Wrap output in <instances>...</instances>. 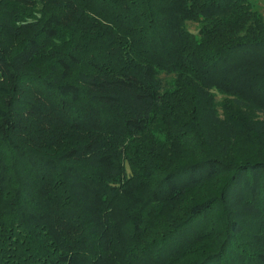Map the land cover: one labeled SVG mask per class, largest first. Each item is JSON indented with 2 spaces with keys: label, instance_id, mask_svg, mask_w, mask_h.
I'll return each instance as SVG.
<instances>
[{
  "label": "trees",
  "instance_id": "16d2710c",
  "mask_svg": "<svg viewBox=\"0 0 264 264\" xmlns=\"http://www.w3.org/2000/svg\"><path fill=\"white\" fill-rule=\"evenodd\" d=\"M253 1L0 0V264H264Z\"/></svg>",
  "mask_w": 264,
  "mask_h": 264
},
{
  "label": "rangeland",
  "instance_id": "374dc122",
  "mask_svg": "<svg viewBox=\"0 0 264 264\" xmlns=\"http://www.w3.org/2000/svg\"><path fill=\"white\" fill-rule=\"evenodd\" d=\"M253 4L257 10L259 9L260 11L264 13V0H254ZM188 26L190 30H192L193 33L195 34L198 33L199 25L197 23L189 22Z\"/></svg>",
  "mask_w": 264,
  "mask_h": 264
}]
</instances>
